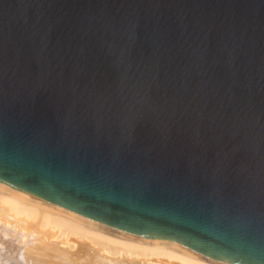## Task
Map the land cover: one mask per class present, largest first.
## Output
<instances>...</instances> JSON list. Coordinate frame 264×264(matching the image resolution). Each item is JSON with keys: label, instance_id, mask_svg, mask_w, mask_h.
Here are the masks:
<instances>
[{"label": "water", "instance_id": "obj_1", "mask_svg": "<svg viewBox=\"0 0 264 264\" xmlns=\"http://www.w3.org/2000/svg\"><path fill=\"white\" fill-rule=\"evenodd\" d=\"M0 181L264 264V0H0Z\"/></svg>", "mask_w": 264, "mask_h": 264}, {"label": "bare ground", "instance_id": "obj_2", "mask_svg": "<svg viewBox=\"0 0 264 264\" xmlns=\"http://www.w3.org/2000/svg\"><path fill=\"white\" fill-rule=\"evenodd\" d=\"M53 236L58 241L48 240ZM0 264L233 263L173 239L119 229L0 181Z\"/></svg>", "mask_w": 264, "mask_h": 264}, {"label": "rangeland", "instance_id": "obj_3", "mask_svg": "<svg viewBox=\"0 0 264 264\" xmlns=\"http://www.w3.org/2000/svg\"><path fill=\"white\" fill-rule=\"evenodd\" d=\"M47 236H49L48 234H47ZM48 238V240H51V241H58V239L57 238H55L54 236L53 237H47ZM78 244H77V246L76 247H78V249H81L82 247H81V245H80V242H77ZM77 249V250H78Z\"/></svg>", "mask_w": 264, "mask_h": 264}]
</instances>
